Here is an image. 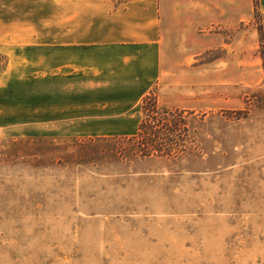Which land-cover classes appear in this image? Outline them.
<instances>
[{
	"label": "rangeland",
	"instance_id": "obj_1",
	"mask_svg": "<svg viewBox=\"0 0 264 264\" xmlns=\"http://www.w3.org/2000/svg\"><path fill=\"white\" fill-rule=\"evenodd\" d=\"M18 10L0 6V264H264V78L247 86L246 70L252 45L264 74L258 0L247 24L204 29L225 46L190 61L202 86L189 72L150 91L189 125L169 159L119 153L142 102L130 135L59 134L41 118L35 45L50 40L7 38L36 18Z\"/></svg>",
	"mask_w": 264,
	"mask_h": 264
},
{
	"label": "crops",
	"instance_id": "obj_2",
	"mask_svg": "<svg viewBox=\"0 0 264 264\" xmlns=\"http://www.w3.org/2000/svg\"><path fill=\"white\" fill-rule=\"evenodd\" d=\"M258 2L263 44L264 0ZM0 6L36 16L21 19L6 37L50 40L35 45L41 118L63 128L59 134L82 136L130 135L143 97L155 87L165 93L184 87L189 72L202 86L203 68H190V61L225 46L219 32L204 29L245 25L254 12L253 0H0ZM248 37L259 33L249 29ZM255 52L247 45V86L264 78ZM213 68L220 70L219 62ZM252 70L259 72L255 80Z\"/></svg>",
	"mask_w": 264,
	"mask_h": 264
},
{
	"label": "trees",
	"instance_id": "obj_3",
	"mask_svg": "<svg viewBox=\"0 0 264 264\" xmlns=\"http://www.w3.org/2000/svg\"><path fill=\"white\" fill-rule=\"evenodd\" d=\"M152 94L149 92L142 100V118L136 134L120 142L119 153L126 154L123 157L169 159L177 152H183L178 149V141L183 137L181 140L185 142L189 134L183 110L159 108Z\"/></svg>",
	"mask_w": 264,
	"mask_h": 264
}]
</instances>
